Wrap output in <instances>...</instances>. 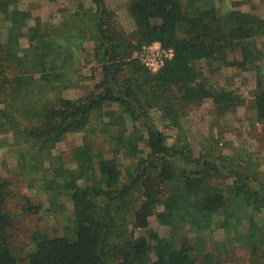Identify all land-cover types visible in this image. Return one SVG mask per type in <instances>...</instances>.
<instances>
[{"label":"trees","instance_id":"16d2710c","mask_svg":"<svg viewBox=\"0 0 264 264\" xmlns=\"http://www.w3.org/2000/svg\"><path fill=\"white\" fill-rule=\"evenodd\" d=\"M93 2L98 29L95 53L103 65V90L90 98L45 99L31 88L36 75L60 70L55 76L65 77L76 57L73 50L84 53L83 41L89 37H66L58 44L41 40L24 49L22 39L27 37L25 29L32 13L21 8L20 0H0V129L6 124L13 131L22 127V136L43 149L69 133L92 129L89 124L94 113H100L106 104L118 103L133 121L148 128L150 136L148 157L141 158L125 177L120 151L136 155L142 150L131 139L127 143L124 134H113L122 146L111 149L112 157L87 143L75 154L77 169L61 167L54 171V178L42 180L52 212H65L68 201L74 219L61 235L36 232L29 264L226 263L220 256L194 254L187 241L176 248L173 239L137 237L136 230L148 228L155 215L164 226L176 228L186 223L199 233L211 228L213 217L223 212L231 225L240 220L242 204L251 199L264 202V186L254 187L248 176L204 157L199 163L206 169L188 170V174L177 171L173 159L179 155V147L166 145L149 110L160 108L177 125L180 116L206 101L218 108L235 104L238 100L233 91L200 80L198 63L206 61L212 73L221 67L250 70L259 53L249 42L264 34V18L241 10L220 14L215 6L189 9L181 0H130L136 28L127 34L116 28L115 13L104 0ZM154 43L172 50L173 56L166 58L158 73L151 74L133 55ZM238 48L241 59L230 58ZM258 70L255 110L264 121V72L260 66ZM215 175L235 176L236 189L230 187L233 191L225 196L210 183ZM11 186L0 173V264H20L12 243L15 221L7 210L14 195ZM160 204L165 206L163 212H158Z\"/></svg>","mask_w":264,"mask_h":264},{"label":"rangeland","instance_id":"374dc122","mask_svg":"<svg viewBox=\"0 0 264 264\" xmlns=\"http://www.w3.org/2000/svg\"><path fill=\"white\" fill-rule=\"evenodd\" d=\"M104 1L108 10L115 13L116 28L127 34L132 33L136 25L129 11L130 0ZM181 1L189 9L215 6L220 14L241 10L264 18V0ZM19 5L32 13L29 28L25 29L27 37L22 39L24 49L36 46L41 40L58 44L64 42L66 37L77 38L80 34L89 37V40L83 41L84 53L73 50L76 57L71 62L73 65H67L73 67L65 77L55 76L57 71L60 74V70L36 75L37 81L31 84V88L38 97L78 99L90 98L101 92L103 88L100 85L104 76L103 65L95 53L98 29L95 28L97 18L95 19L96 6L93 0H20ZM249 45L259 53L256 65L250 70L221 67L212 73L206 61L198 63L201 81L211 87L235 93L238 101L232 106L218 108L212 101H206L200 106L191 107L185 115L180 116L177 125L160 108L149 110L153 125L166 137V145L169 148L179 147V155L173 159L177 171L187 173L188 170L206 169L199 163L200 158L204 157L227 169L243 173L252 180L254 187L264 186V121L258 119L255 110V98L259 91V66L264 72V34L252 38ZM164 51L168 50L160 43H154L136 50L133 58L148 72L156 74L160 69L148 66V58L164 54ZM230 58L241 59L240 48ZM262 81L264 82V77ZM89 127L92 129L69 133L57 144H46L43 149L37 148L34 141L22 136V127L13 131L6 124L0 129V173L12 184L14 195L7 210L15 221L12 243L20 255V264H29L28 256L34 250L32 238L36 232L45 231L50 236L61 235L72 225L74 211L72 204L67 201L68 197L61 198V201H67L66 211L53 213L50 196L44 190V185L42 187V180L54 178V171L61 167L77 169L75 154L82 146L93 144L98 150L105 151L106 157L110 158L111 149L122 146L113 134L118 137L124 134L127 143L131 139L138 144L142 152L136 155L126 154L124 150L119 153L124 177L128 170L136 167L141 158L148 157V128L133 121L118 103L106 104L100 113L95 112ZM79 182L83 184V181ZM210 183L221 193H225V196L233 191L230 187L234 186L235 190L238 185L236 177L229 175H215ZM164 210L165 206L160 204L158 212ZM239 217V221L229 225L225 213H220L213 217L211 228L199 233L186 223L178 224L176 228L164 226L158 215H155L150 218L148 228L136 230V236L150 240L157 235L173 239L176 248L187 241L194 254H211L226 261L221 263L220 260L218 264H263L264 202L251 199L249 204H242Z\"/></svg>","mask_w":264,"mask_h":264},{"label":"built area","instance_id":"2783aa9c","mask_svg":"<svg viewBox=\"0 0 264 264\" xmlns=\"http://www.w3.org/2000/svg\"><path fill=\"white\" fill-rule=\"evenodd\" d=\"M172 56H173L172 50L164 51V54L151 55L148 58L147 65L152 67L155 70H159L163 67L166 58H169Z\"/></svg>","mask_w":264,"mask_h":264}]
</instances>
